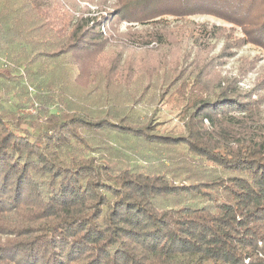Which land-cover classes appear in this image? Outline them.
I'll list each match as a JSON object with an SVG mask.
<instances>
[{"label": "trees", "instance_id": "16d2710c", "mask_svg": "<svg viewBox=\"0 0 264 264\" xmlns=\"http://www.w3.org/2000/svg\"><path fill=\"white\" fill-rule=\"evenodd\" d=\"M80 1L0 0V264H264V71L245 90L257 58L219 70L264 52V0ZM196 14L243 37L159 19ZM140 82L130 104L108 96ZM146 94L178 100L183 132L139 112Z\"/></svg>", "mask_w": 264, "mask_h": 264}, {"label": "rangeland", "instance_id": "374dc122", "mask_svg": "<svg viewBox=\"0 0 264 264\" xmlns=\"http://www.w3.org/2000/svg\"><path fill=\"white\" fill-rule=\"evenodd\" d=\"M97 2H98V0H93V2H91V3H89L87 0H81L80 1L81 5L88 7L92 12L97 11L98 5L95 4ZM108 4H110L109 1H108ZM109 6L110 5H108L107 7H109ZM159 19H164L166 22L165 24L169 28L175 29L174 34H176L177 36H180L181 34L176 29L186 28L187 25H185V23L191 22L194 25L214 24L217 26H222V27H225L226 29L230 30L231 33L233 34V37H235V38L243 37L242 30L239 27L234 26L231 23H228L224 20H221L219 18L210 16V15L196 14V15H192V16L186 17V18H178V17H173V16H163V17H160ZM118 28H119L120 32H126L129 28H131L133 30H135V29L141 30L143 27H141L140 25H138L136 23H128L126 21H122L118 25ZM223 42L224 41L222 39L216 42L217 45H216L214 52L212 53L213 55L220 52V50L223 46ZM183 43L187 44V37L186 36L183 38ZM178 46H183L181 40H180V43ZM148 48L155 49V43H150L149 45H147L146 49H148ZM235 52L236 53L234 54L233 57L226 60L219 67V70L221 73V78H224V77L229 78L230 76H238L240 73V70L243 68L241 66L242 60L249 62L250 60H254L257 58L255 67L250 72H248L246 75L238 76V77H241V83L239 84V86L242 89L246 90L254 82V79L256 78L257 73L264 71V52H262L258 47L251 45V44L244 45L241 48H239L238 50H235ZM124 57H126V55H122L121 59L122 58L125 59ZM52 71H54V69ZM144 86H145V83L140 82L139 84H137L136 86H133V88H131V90L128 91V90H125L124 88H122L121 86H117V85L113 84L109 88L108 96L116 95L121 100L120 102H126V103L130 104L131 103L130 96L131 95L136 96L139 92H141L143 90ZM177 86L178 85L173 86L169 90V94H172L175 90H178L179 88ZM126 91H128V92H126ZM128 93H129V96H127ZM147 94L143 97V100L139 102V105H138L139 106V112H141V114H146L147 113L146 109H149L150 112H152L153 108L148 107L149 104H152V106H155L156 110L159 111L158 114L160 115V119L162 121L166 122L167 126H169L172 133L178 134V133L183 132L182 125L177 120V118H178L177 114L179 111L178 100L173 98V97H168V99L166 101L164 100V103H163L161 98L156 99V98H154L153 94H152L153 96L152 95L147 96ZM27 96H28V103L25 104L24 108H21L20 114L25 113V114H27V116H37L39 114L40 104H39L38 100L36 99V92L30 86L27 88ZM51 111L56 112L55 109H52ZM156 128H158V127H156ZM139 146L141 147V150L145 153V156L147 158H148V155L150 156V158L152 157L153 159L158 158L160 156V155H158V153H160V152H162L164 154V156H165V153L170 154V151L167 152V150H165L164 148H157L154 146L150 147V146H147L145 144H139ZM154 149L156 151H154ZM166 157H167V155H166ZM159 161H161V160H156L153 162H159ZM140 162L142 164H145V161L143 162L141 160ZM165 164H167V162ZM158 165H159V163H158ZM169 166L170 165H167L166 167L168 168Z\"/></svg>", "mask_w": 264, "mask_h": 264}]
</instances>
